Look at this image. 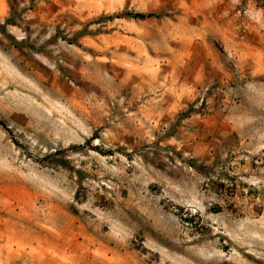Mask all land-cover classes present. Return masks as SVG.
<instances>
[{
    "label": "rangeland",
    "instance_id": "1",
    "mask_svg": "<svg viewBox=\"0 0 264 264\" xmlns=\"http://www.w3.org/2000/svg\"><path fill=\"white\" fill-rule=\"evenodd\" d=\"M0 264H264V0H0Z\"/></svg>",
    "mask_w": 264,
    "mask_h": 264
},
{
    "label": "trees",
    "instance_id": "2",
    "mask_svg": "<svg viewBox=\"0 0 264 264\" xmlns=\"http://www.w3.org/2000/svg\"><path fill=\"white\" fill-rule=\"evenodd\" d=\"M128 15H131L135 18H139V19H145L148 16H150V14L147 13H141V12H135V13H129Z\"/></svg>",
    "mask_w": 264,
    "mask_h": 264
}]
</instances>
